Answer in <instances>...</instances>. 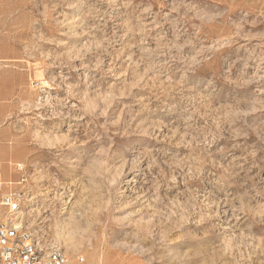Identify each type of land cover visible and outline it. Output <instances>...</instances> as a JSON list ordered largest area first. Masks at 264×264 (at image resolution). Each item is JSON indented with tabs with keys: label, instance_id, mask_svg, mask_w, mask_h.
Masks as SVG:
<instances>
[{
	"label": "rangeland",
	"instance_id": "obj_1",
	"mask_svg": "<svg viewBox=\"0 0 264 264\" xmlns=\"http://www.w3.org/2000/svg\"><path fill=\"white\" fill-rule=\"evenodd\" d=\"M0 178L69 264H264V0H0Z\"/></svg>",
	"mask_w": 264,
	"mask_h": 264
},
{
	"label": "built area",
	"instance_id": "obj_2",
	"mask_svg": "<svg viewBox=\"0 0 264 264\" xmlns=\"http://www.w3.org/2000/svg\"><path fill=\"white\" fill-rule=\"evenodd\" d=\"M16 169L23 171V165L17 163ZM26 176L22 175L17 184L25 183ZM11 185V182H8ZM3 182H0V264H69L68 258L47 256V260L34 258L33 249H26V234L21 230L16 204L20 199L19 191L2 192ZM46 252V248L42 250Z\"/></svg>",
	"mask_w": 264,
	"mask_h": 264
},
{
	"label": "bare ground",
	"instance_id": "obj_3",
	"mask_svg": "<svg viewBox=\"0 0 264 264\" xmlns=\"http://www.w3.org/2000/svg\"><path fill=\"white\" fill-rule=\"evenodd\" d=\"M0 182H3L1 178H0ZM20 201L21 199H19V202L16 204V214L18 213L17 211L19 209ZM19 225H20L21 230L25 232L26 238L32 239V240H26V249H33L34 247V258H40V260H47V256H54V253H57V257L59 258H68L66 254H64L62 251L55 249V248L51 250H47L46 248V252H42V250L45 249V247L41 246L38 239L32 236V234L28 230L23 228V226L20 223ZM78 260L81 261L82 260L81 257Z\"/></svg>",
	"mask_w": 264,
	"mask_h": 264
}]
</instances>
